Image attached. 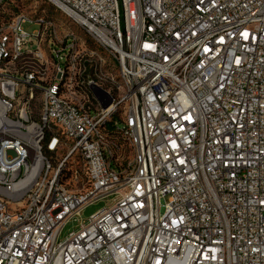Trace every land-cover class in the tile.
I'll list each match as a JSON object with an SVG mask.
<instances>
[{
    "label": "built area",
    "instance_id": "1",
    "mask_svg": "<svg viewBox=\"0 0 264 264\" xmlns=\"http://www.w3.org/2000/svg\"><path fill=\"white\" fill-rule=\"evenodd\" d=\"M46 1L0 0V264H264V0Z\"/></svg>",
    "mask_w": 264,
    "mask_h": 264
},
{
    "label": "rangeland",
    "instance_id": "2",
    "mask_svg": "<svg viewBox=\"0 0 264 264\" xmlns=\"http://www.w3.org/2000/svg\"><path fill=\"white\" fill-rule=\"evenodd\" d=\"M10 12L25 11L29 13H34L36 15H44L47 19L53 20H65L66 18L57 11L51 4L46 0H12L11 4L8 6ZM38 25L25 23L22 25L23 30L31 32L38 29ZM73 29L77 30V27L73 25ZM109 198L96 200L88 205H86L82 210L81 214L77 219L69 220L62 228L60 238H64L69 232L77 229L79 227V222H86L88 218L94 214L96 211L105 207L108 203Z\"/></svg>",
    "mask_w": 264,
    "mask_h": 264
}]
</instances>
